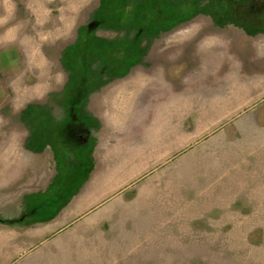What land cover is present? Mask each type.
Segmentation results:
<instances>
[{
	"label": "rangeland",
	"instance_id": "obj_1",
	"mask_svg": "<svg viewBox=\"0 0 264 264\" xmlns=\"http://www.w3.org/2000/svg\"><path fill=\"white\" fill-rule=\"evenodd\" d=\"M158 1L102 20L103 0H0V214L12 195L22 202L14 217L28 213L29 192L48 186L22 172L34 170L43 141L60 145L90 78L101 77L94 105L141 96L166 101L168 118L144 126L141 173L117 179L104 200L114 222H73L16 264H264V59L254 64L256 49L264 55V0ZM182 2L181 17L161 24L168 29H139L138 16L148 25ZM230 37L247 60L229 56ZM130 56L139 59L127 65ZM77 152L81 181L87 148ZM126 160L99 166L114 178L138 166Z\"/></svg>",
	"mask_w": 264,
	"mask_h": 264
},
{
	"label": "crops",
	"instance_id": "obj_2",
	"mask_svg": "<svg viewBox=\"0 0 264 264\" xmlns=\"http://www.w3.org/2000/svg\"><path fill=\"white\" fill-rule=\"evenodd\" d=\"M233 34L237 35V33ZM237 43V37L228 39L226 46L230 47L229 56L247 60L246 55L235 51L234 45ZM254 54L258 60V63L254 64H260L264 55L258 49ZM229 56L228 58H230ZM96 79H101V77L90 78L87 82V96L84 97L87 100L85 109L78 106L71 111L70 115L72 116L68 119L70 131L67 128L63 130L60 145L54 143L55 146H53V144L42 140L45 143L41 150L43 154L37 153L39 158L32 166V170H34L22 172L21 178H24L25 174H28L25 178H32L36 174V178L41 180L43 189L46 187L44 184L48 185L42 191L29 192L31 194L26 198L29 212L19 218L14 217L13 212L19 211L22 202L20 199L14 205V196L8 198L9 204L6 206V213L0 214L2 220L0 221V247L2 248L0 249V264L21 262L25 258L24 254L27 255L29 251L45 244L47 236L66 229L73 222H114L116 212L105 209L104 200L113 192L115 193L117 179L124 180L141 173L143 151L142 148H139L137 154L140 157L133 159L132 156L137 152L135 146L139 144V140L143 139V134L147 133L144 126L148 122L158 124L160 127L167 122L168 118L166 122H163L161 115L162 108L165 107L163 105L167 102L152 99L151 103L146 105L144 97L143 100L140 96L135 103L127 102L124 105H112L111 107H106L103 103L94 105L92 96L99 90L92 86ZM105 99L112 103V100H117V97L110 96L108 98L106 96ZM220 113L226 114L227 112ZM233 114H238V112L235 111ZM49 120L54 121L51 118ZM29 133L30 130L27 131V135ZM120 144L123 146L118 149ZM47 146H51L54 151L45 149ZM63 146L68 148V155L74 154L72 156L70 154L67 158L70 160L66 159V162H72L68 165V169L63 168L61 164L66 157L61 153ZM125 146H129L131 149H127ZM82 147L87 148L85 158L87 169L83 179L79 181L78 170L84 160L81 152L77 151ZM51 153H53V158L50 159ZM118 156L122 161L133 160L134 164L137 163L138 166L135 165L136 169L128 173H116L113 178V174L110 176L99 164L115 160ZM48 160L54 164L50 172ZM152 160L151 156L147 155L145 163H152ZM15 177L16 175L13 176L14 179ZM110 177L113 178L111 181H109ZM76 182L77 184L74 186ZM43 196H52V203H49V198L45 199ZM27 218L30 219L26 220ZM4 227H6L5 230Z\"/></svg>",
	"mask_w": 264,
	"mask_h": 264
},
{
	"label": "trees",
	"instance_id": "obj_3",
	"mask_svg": "<svg viewBox=\"0 0 264 264\" xmlns=\"http://www.w3.org/2000/svg\"><path fill=\"white\" fill-rule=\"evenodd\" d=\"M143 1H145V2H143ZM185 2H193V0H186ZM160 3H162V1H158L157 3H153L152 0H148V1L147 0H138V1H135L134 3L131 4L128 2V0H103L101 8L96 13V19L99 18V19L103 20V18L106 15H109V17H111V15H114L115 11L124 10L125 8H127V6L136 7V6H143V4H150L152 6H155L156 4H160ZM186 4L187 3L184 4V2H182V3L177 4L172 9H170V11L166 10V12L169 14H166L165 16H156L155 14L152 16H148V18H147V19H149L148 25H141V24H143L142 23L143 18L140 16H138L139 19L135 20V21H138L139 29L143 27L147 31L154 30L155 33H157L161 29H168L169 28V27H162L161 24L169 21L172 17H174L175 19L177 17H181L180 12H182V11L178 12V10L183 8V6ZM167 15H169V16H167ZM112 19L113 18H111L109 20H112ZM134 19H136L135 15H134ZM144 20H145V18H144ZM139 50H140L139 45H137V48L134 49L133 53L137 54ZM134 54L132 56H134ZM129 58H132V59H129ZM129 58L125 59V61H128V63H129V64L127 63V65H130L131 63H135V61H137V59H139V58H135V57H131V56Z\"/></svg>",
	"mask_w": 264,
	"mask_h": 264
},
{
	"label": "flooded vegetation",
	"instance_id": "obj_4",
	"mask_svg": "<svg viewBox=\"0 0 264 264\" xmlns=\"http://www.w3.org/2000/svg\"><path fill=\"white\" fill-rule=\"evenodd\" d=\"M80 136H83V134H80ZM83 138V137H82Z\"/></svg>",
	"mask_w": 264,
	"mask_h": 264
},
{
	"label": "water",
	"instance_id": "obj_5",
	"mask_svg": "<svg viewBox=\"0 0 264 264\" xmlns=\"http://www.w3.org/2000/svg\"><path fill=\"white\" fill-rule=\"evenodd\" d=\"M0 221H2L1 218H0Z\"/></svg>",
	"mask_w": 264,
	"mask_h": 264
}]
</instances>
